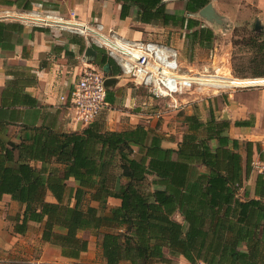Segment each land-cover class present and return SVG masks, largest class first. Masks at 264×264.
<instances>
[{
  "label": "trees",
  "instance_id": "obj_1",
  "mask_svg": "<svg viewBox=\"0 0 264 264\" xmlns=\"http://www.w3.org/2000/svg\"><path fill=\"white\" fill-rule=\"evenodd\" d=\"M116 1L120 19L136 6L137 21L184 30L189 48L214 39L185 15L209 0H184L182 13H169L161 0ZM260 35L245 44L264 62ZM93 48L92 63L106 77L119 75L105 48ZM106 100L114 102L109 90ZM182 122L175 147L143 124L111 130L97 117L70 131L21 125L16 139L0 140V199L8 194L20 205L13 231L39 223L42 241L71 259L87 249L79 232L88 231L99 255L88 264L171 263L178 256L189 264H264V172L256 174L252 193L244 184L259 145L230 137L229 122L212 111L207 120L195 110L183 114ZM110 198L118 204L108 207Z\"/></svg>",
  "mask_w": 264,
  "mask_h": 264
},
{
  "label": "crops",
  "instance_id": "obj_2",
  "mask_svg": "<svg viewBox=\"0 0 264 264\" xmlns=\"http://www.w3.org/2000/svg\"><path fill=\"white\" fill-rule=\"evenodd\" d=\"M183 1L162 0V4L169 13H175L176 10L182 13ZM209 1L226 20L222 24H210L199 17L197 12H185V15L196 18L201 26L210 28L214 34L218 29L222 30L233 22V19L239 21L253 18L255 22L257 18L261 21L264 16V0ZM178 2H182V5L177 6ZM224 3L230 4L231 9L237 14L231 16L228 12L230 8H225ZM120 9L121 5L116 0H0L1 141L16 139L21 125L29 127L42 125L58 131L83 127L74 121L73 110L68 103L60 100V96L68 94L86 66L96 67L84 54L91 42L100 49L104 48L93 36V30L124 42L137 40L159 42L174 48L179 56L180 51L175 43H166L161 37L173 28H180L163 26L160 22H139L136 20V6H131L129 15L120 19ZM74 22L85 25L87 29L74 28L72 26ZM180 30L184 36L185 31ZM122 85L123 82L117 80L112 86L114 88L110 87L107 90L113 91ZM112 95L115 94L112 92ZM255 96L257 98L254 99ZM226 98L228 103H225L221 116L225 114L224 120L229 122L228 135L240 140L247 139L249 129H252L256 119L258 120V114L264 112V89L229 92ZM108 103L109 107L105 111H111L112 103ZM143 103L146 102L140 101L139 95H133L131 89L125 87L124 104L129 109L120 110L116 117L107 114L105 127L121 130L143 124L154 129L155 118L148 113ZM131 104L134 106H130ZM239 121L244 122V125L235 124ZM115 200L118 204V200ZM19 211V203L11 199L10 195L4 194L1 197L0 264L94 262L98 253L95 238L84 236L88 240L87 249L77 259L65 257L58 248L42 241L39 223L29 222L23 233L14 232L13 216ZM176 219L181 220V217ZM172 260L171 263L156 264H189L183 256L172 257Z\"/></svg>",
  "mask_w": 264,
  "mask_h": 264
},
{
  "label": "rangeland",
  "instance_id": "obj_3",
  "mask_svg": "<svg viewBox=\"0 0 264 264\" xmlns=\"http://www.w3.org/2000/svg\"><path fill=\"white\" fill-rule=\"evenodd\" d=\"M176 4L177 6H181L182 2ZM223 6L225 8H230L228 12L231 16L237 14L235 10L231 9L230 4L226 5V3H224ZM176 11L175 13H178L180 10ZM260 24L262 28L255 30L253 18L241 19L239 21L233 19V22H230V24L225 26L222 30L218 29L216 31L214 39L209 47L202 48L197 45L189 48L188 41L186 37L183 36L180 29L173 28L171 31L165 32L161 38L166 43H175L177 49L180 51V57L178 55L177 57L183 70L190 74L196 72L199 73V75L206 73L217 74L230 79L231 84L229 86L223 85L218 87V91L215 93L212 91L213 88L209 91L203 88L202 90L191 93L185 92L183 97L189 100L187 107L185 106L180 110H170L167 107L166 101H154L148 92L141 88L136 89V86L134 87L128 76L121 71L116 77L117 80L123 82V85L116 87L113 91L109 89L110 92L115 94L113 95L114 102L112 103L111 111L104 110L97 116V119L105 120L107 114H112L116 117L120 110L124 111L129 109L125 107L124 104L125 87H129L133 95H139V100L146 102L143 103V106L147 108L149 114H155L157 110H160L159 117L152 115L155 118L153 130L161 136L164 146H175L185 130V125L182 122L183 114L192 112L194 109L202 120H207L210 111H212L217 119H221V111L225 103H228L226 96L229 92L264 89V76H254L257 72H264V62L261 58L256 56L255 49L245 44V42L255 34H261L259 38H264V16ZM91 46H93L92 42ZM92 60L93 58H90L89 62L92 63ZM99 70L101 69L99 68ZM255 98L257 97L255 96L254 99ZM130 106L134 105L131 104ZM250 118L254 120L253 117ZM143 120L145 121L146 119L143 118ZM150 120H152V118ZM249 131V135L246 136L247 139L244 140H251L258 144L260 148L259 151L255 149L253 151L252 171L249 178L244 182L245 187L252 193L256 174L264 172V112L258 114V120L256 119L254 125H252V129L250 128ZM68 184L74 185L71 180L68 181ZM239 192L240 195H242L243 188L240 189ZM92 204L98 206L96 202H92ZM114 205H117V201L113 198L109 199L107 206L111 207ZM174 217L180 218L178 214H174ZM79 234L82 237L90 236L95 238V236L88 231H80ZM98 260L99 255L96 253V258L93 261L96 262Z\"/></svg>",
  "mask_w": 264,
  "mask_h": 264
},
{
  "label": "built area",
  "instance_id": "obj_4",
  "mask_svg": "<svg viewBox=\"0 0 264 264\" xmlns=\"http://www.w3.org/2000/svg\"><path fill=\"white\" fill-rule=\"evenodd\" d=\"M108 37L110 40L103 41L102 45L120 66L122 73L128 76L134 86L148 92L154 101H166L170 110H180L187 106L189 100L183 97L185 92L191 93L203 88L209 91L213 88L215 93L218 87L225 85L218 84V81L211 77L214 74L206 73L208 76L201 77L197 72L190 74L183 71L176 50L170 46L137 40L126 42V50L115 52L111 44L115 39L109 35ZM105 78L101 70L88 65L81 71L68 94L60 96V100L68 103L73 110L76 123L86 125L109 107ZM152 115L159 117L160 110Z\"/></svg>",
  "mask_w": 264,
  "mask_h": 264
},
{
  "label": "water",
  "instance_id": "obj_5",
  "mask_svg": "<svg viewBox=\"0 0 264 264\" xmlns=\"http://www.w3.org/2000/svg\"><path fill=\"white\" fill-rule=\"evenodd\" d=\"M161 3L162 0H161ZM197 14L199 17L205 19L207 22L210 24H222L226 20L221 16L213 7V4L211 1H209L206 5H204L202 8H200L197 11ZM260 20L257 18L254 22V29L258 30L262 28V25L260 24ZM85 56L90 59L95 57V49L89 44L84 52ZM117 82V77L116 76H107L104 79V85L108 89L112 87L115 83ZM221 119H226V115L224 114Z\"/></svg>",
  "mask_w": 264,
  "mask_h": 264
},
{
  "label": "bare ground",
  "instance_id": "obj_6",
  "mask_svg": "<svg viewBox=\"0 0 264 264\" xmlns=\"http://www.w3.org/2000/svg\"><path fill=\"white\" fill-rule=\"evenodd\" d=\"M71 24V23H70ZM82 24V23H81ZM72 26H74V28H76V29H79V30H86L87 28H85L84 26H82V25H80V24H77V23H75L74 22V25H72ZM100 29V28H99ZM93 30V29H92ZM84 32V31H83ZM92 34H93V36H95V38H96V40L98 41V42H100L101 44H102V42L103 41H105V40H110L109 39V37H108V35H105L104 33H101V32H99V31H95V30H93L92 31ZM91 36V35H90ZM116 39H118V38H116ZM112 45H113V47H114V50H116L115 52H117V51H122V50H126L127 49V47H128V44L126 43V42H124L123 40L122 41H120V40H114V41H112V43H111ZM114 54V53H113ZM200 76L201 77H206V76H208V75H206V74H200ZM213 79H216L217 81H218V84H225V85H227V86H229L230 84H231V80L230 79H228L227 77H223V76H220V75H217V74H214V76H211Z\"/></svg>",
  "mask_w": 264,
  "mask_h": 264
},
{
  "label": "flooded vegetation",
  "instance_id": "obj_7",
  "mask_svg": "<svg viewBox=\"0 0 264 264\" xmlns=\"http://www.w3.org/2000/svg\"><path fill=\"white\" fill-rule=\"evenodd\" d=\"M95 53H96L95 56H97V53H98V52H97L96 50H95Z\"/></svg>",
  "mask_w": 264,
  "mask_h": 264
}]
</instances>
